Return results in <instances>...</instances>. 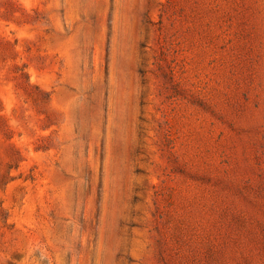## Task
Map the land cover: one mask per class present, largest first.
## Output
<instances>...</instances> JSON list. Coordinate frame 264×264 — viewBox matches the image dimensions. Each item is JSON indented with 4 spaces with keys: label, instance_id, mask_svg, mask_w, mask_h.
I'll use <instances>...</instances> for the list:
<instances>
[{
    "label": "rangeland",
    "instance_id": "obj_1",
    "mask_svg": "<svg viewBox=\"0 0 264 264\" xmlns=\"http://www.w3.org/2000/svg\"><path fill=\"white\" fill-rule=\"evenodd\" d=\"M0 264H264V0H0Z\"/></svg>",
    "mask_w": 264,
    "mask_h": 264
},
{
    "label": "trees",
    "instance_id": "obj_2",
    "mask_svg": "<svg viewBox=\"0 0 264 264\" xmlns=\"http://www.w3.org/2000/svg\"><path fill=\"white\" fill-rule=\"evenodd\" d=\"M45 97H42L41 99H44Z\"/></svg>",
    "mask_w": 264,
    "mask_h": 264
}]
</instances>
